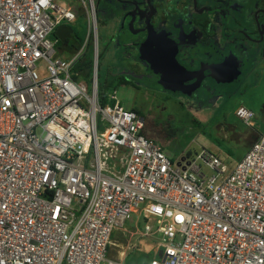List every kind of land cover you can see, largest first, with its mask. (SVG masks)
<instances>
[{"label": "built area", "instance_id": "2783aa9c", "mask_svg": "<svg viewBox=\"0 0 264 264\" xmlns=\"http://www.w3.org/2000/svg\"><path fill=\"white\" fill-rule=\"evenodd\" d=\"M77 3L87 42L63 57L53 33L76 8L0 0V264H123L111 234L141 213L135 234L161 241L149 264H264V127L231 169L204 148L172 160L115 90L101 102L96 8Z\"/></svg>", "mask_w": 264, "mask_h": 264}, {"label": "flooded vegetation", "instance_id": "af4514ba", "mask_svg": "<svg viewBox=\"0 0 264 264\" xmlns=\"http://www.w3.org/2000/svg\"><path fill=\"white\" fill-rule=\"evenodd\" d=\"M97 1L107 7L120 63L112 80L151 93L131 107L147 112L139 114L144 124L159 106L155 96L175 98L193 117L264 90V0ZM73 38L72 31L66 46ZM170 54L177 66L166 62ZM257 118L264 120V106Z\"/></svg>", "mask_w": 264, "mask_h": 264}, {"label": "rangeland", "instance_id": "374dc122", "mask_svg": "<svg viewBox=\"0 0 264 264\" xmlns=\"http://www.w3.org/2000/svg\"><path fill=\"white\" fill-rule=\"evenodd\" d=\"M70 4L76 8L77 19L69 23L73 34L76 35L74 42L67 48L63 47V56L70 57L75 52L86 45L88 32L85 23V14L78 6L77 0H58ZM98 34V81L100 86L106 82L108 76L109 84L104 87L103 92L107 95L113 90L116 91V97L124 108H131L140 104L139 100L146 97L147 93L136 90L131 84H121L109 74L110 71H116L120 68L117 58L111 55L114 47L112 26L110 24L107 7L103 2L95 0ZM84 57L93 58V45L89 40L87 48L81 51ZM264 90L254 89L242 97H236L234 102L226 103L218 110L210 109L208 111H196L192 117L175 98L165 99L161 96H155L152 99L154 107L150 110V116L145 121L154 130H161L163 139H155V135L150 133L151 138L157 140L163 147L166 154L175 160L181 155L195 156L203 148L216 155L222 163L231 169L235 163L245 154V149L249 147L256 139L255 134L261 132L264 127V120L257 118L260 109L264 106ZM148 101V100H144ZM244 107L253 112V126H247L235 115L236 110ZM207 108V107H206ZM145 107H142L144 110ZM141 115L147 116V112L140 111ZM189 153V154H188ZM188 154V155H187ZM200 163L199 161H197ZM144 213L137 218L131 216V220L137 221L136 227L126 222L125 226L136 231H142L144 225ZM137 234V232H136ZM114 237V234L112 236ZM112 238V239H113ZM131 247L126 252L124 264H149L152 259L158 258V252L161 250V241L159 235L143 237L135 235L126 239ZM127 241V242H128ZM126 242V241H125ZM133 244V245H132Z\"/></svg>", "mask_w": 264, "mask_h": 264}, {"label": "crops", "instance_id": "0c3cea01", "mask_svg": "<svg viewBox=\"0 0 264 264\" xmlns=\"http://www.w3.org/2000/svg\"><path fill=\"white\" fill-rule=\"evenodd\" d=\"M63 51H61L60 49H58V54L63 56L62 54ZM64 57V56H63ZM242 107V106H240ZM260 132H257V134H255V138H257V136L259 135ZM253 143V142H252ZM251 146V145H250ZM249 146V147H250ZM247 147L245 149V151L249 148ZM129 223H131L132 225H134V227H136L137 221L135 220H130ZM137 231L136 229H130L129 227L125 226V229L122 231H114L111 234V238H110V245L108 246V251L107 254L110 258H114V259H120L122 260V263L124 264V257L126 256V252L127 250L130 249L131 244H129V241L126 239H130L133 236H135ZM114 234V237L113 236ZM113 238V239H112ZM126 241V242H125ZM128 241V242H127ZM133 245V244H132Z\"/></svg>", "mask_w": 264, "mask_h": 264}, {"label": "trees", "instance_id": "16d2710c", "mask_svg": "<svg viewBox=\"0 0 264 264\" xmlns=\"http://www.w3.org/2000/svg\"><path fill=\"white\" fill-rule=\"evenodd\" d=\"M75 38H76V35L74 34V40H75ZM63 47L65 48H67L68 46H64L60 41L58 42V45H57V48L58 49H60L61 51L63 50ZM91 67H92V58H91V56L90 57H84V55L82 54L78 59H77V61L75 62V64H74V66H73V70L74 71H79L80 73H81V76L82 77H84L85 79H87V78H89V76H90V73H91ZM109 80H108V77L106 78V82L103 84L104 86H99V89L101 90L100 91V100H101V102L103 101V99L105 98V93L103 92V89H104V87H106L108 84H109V82H108ZM129 109H131V110H133V111H135V112H137L138 114H140V111L139 110H137V109H134V108H129ZM148 128H149V125H148V123H146L145 122V124H144V128H143V130H142V134L145 136V137H147V138H149V139H153V138H151V136L149 135L150 133H152V134H154L155 136V139H163V132L161 131V130H157V129H153L152 127H150V132H148L147 130H148ZM155 139H153V140H155ZM157 140H155V141H157ZM189 154V153H188ZM187 154V155H188Z\"/></svg>", "mask_w": 264, "mask_h": 264}, {"label": "water", "instance_id": "95a60500", "mask_svg": "<svg viewBox=\"0 0 264 264\" xmlns=\"http://www.w3.org/2000/svg\"><path fill=\"white\" fill-rule=\"evenodd\" d=\"M72 33V28L68 25H59L56 30L54 31L53 35L54 37H56L64 46L67 45L66 43V39L70 37ZM169 60V61H168ZM168 60H166L167 63L169 64H172L173 65H176L177 66V62L175 61V58L172 54L169 55V58ZM159 63V61L157 62V64ZM154 71L159 73L160 70L159 69H155L154 68ZM168 89L170 90H174L175 88L174 87H169L167 86ZM182 160L184 159L183 157L181 158ZM177 165H180V161L177 162ZM184 169V167H183Z\"/></svg>", "mask_w": 264, "mask_h": 264}]
</instances>
